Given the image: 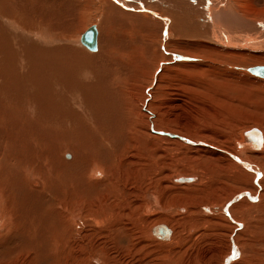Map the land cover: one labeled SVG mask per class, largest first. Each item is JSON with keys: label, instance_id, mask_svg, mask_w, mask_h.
Here are the masks:
<instances>
[{"label": "bare ground", "instance_id": "1", "mask_svg": "<svg viewBox=\"0 0 264 264\" xmlns=\"http://www.w3.org/2000/svg\"><path fill=\"white\" fill-rule=\"evenodd\" d=\"M77 13L87 15L80 20ZM92 23L98 30L96 49L83 44L75 29L80 28V32ZM231 29L247 33L246 41L242 37L237 40ZM163 35L169 41L163 43ZM151 37H159L151 66L172 59L165 55L167 49L173 55L182 53L185 59L197 60L176 63L178 67L168 65L161 75L165 78L190 75V69L230 72L222 65L229 62L232 68L239 66L233 60L236 56L264 60V0H0V249L5 251L0 252V264L20 262L18 257H6L16 251L27 254L32 264H84L79 257L78 263L72 260L85 254L88 237L82 235L86 226L90 227L91 237L99 231L95 250L110 256H120L124 249L132 257L142 253L146 257L141 264H264V153L247 151L264 150V129L257 124L260 120L253 126L262 131L252 130L247 141L244 132L253 126H243L237 138H232L231 132L219 130L222 135L215 129L202 130L197 124L189 128L182 120L175 122L176 118L165 124L175 127L176 133L157 129L160 115L153 111L150 86L140 90L139 74L129 77L121 73L117 81L120 79L125 86L127 108L134 125L142 129V134L135 137L147 142L155 138V132L160 141L180 138L187 145V152L184 149L181 155L177 153L180 158L176 160L190 164L171 173L168 183L174 188L166 190L168 193L155 189L148 192L145 187L153 180L151 150L142 153L138 149L141 146L132 151L125 145L111 158L109 154L110 161L105 162V158L94 157L95 150L93 157L86 146L85 151L79 150V140H71L72 145L69 135L58 139L54 134L65 122H77L75 113L65 111L62 105L70 100L64 101L65 94L71 97L82 91L78 79L91 73V63L101 55L127 61L130 50L138 45L135 41L142 40L145 46L152 43ZM142 53L148 56L146 51ZM56 54L66 55L69 61L63 78L53 72L55 66L57 71L61 69ZM138 68L135 73L143 71ZM156 70L151 72L152 79L160 76ZM49 74L53 84L38 82L37 77ZM161 80L156 81L155 88ZM140 93H144L142 99L138 98ZM163 97L166 101L168 96ZM226 98L230 101L220 100V104L227 101L230 106L236 100ZM209 142L216 146L225 143L224 150L209 149ZM182 143L178 147L185 148ZM161 150L166 151V147H158ZM77 162L84 164L77 170L71 168ZM175 205H180L178 212H169ZM202 222L210 224L218 235L226 233L219 239L216 236L215 241L213 237V245L206 249L200 238ZM13 238L17 240L14 246L9 241ZM125 238L128 244L122 246ZM256 243L261 248H255ZM62 246L66 251L60 249Z\"/></svg>", "mask_w": 264, "mask_h": 264}, {"label": "rangeland", "instance_id": "2", "mask_svg": "<svg viewBox=\"0 0 264 264\" xmlns=\"http://www.w3.org/2000/svg\"><path fill=\"white\" fill-rule=\"evenodd\" d=\"M87 11H89V10L87 9ZM85 14L87 15V13H83L80 16V13H79V15L77 13V15L79 16L78 19L80 18V20H81L82 16H84ZM90 27H95V30L97 32V42H98V30L96 28V24H93V23L89 24L85 28H83L80 32H79L80 28L78 29V27H77L75 29H77V33L82 36V34L85 33L86 30H88ZM211 29H212V27H211ZM231 31L233 32V34L237 40H240L239 37H242V41L243 40L246 41L245 35L247 33H244V32L238 33L232 29H231ZM137 37H138L137 39L140 38L139 35ZM210 38H212V37H210ZM158 39H159V37H155L153 39L151 37L152 43L147 44L145 46H144L142 40H140V41L136 40L135 42H137L138 45H136L134 47V49L130 50V51H132L131 56L129 57L130 60L127 58V61H126V58H121V57L115 56V55L110 56L109 58H106L104 56L102 57V55L100 56L101 58L97 57L98 60L96 59V61H93L91 63L90 67L92 69L89 70V71H91V73H89V74L87 73V76H90V75L91 76L85 77V75H83V77L78 79V84L81 87L82 91H79L78 93H76L75 94L76 96L70 95L71 97L75 98V99H73L74 101L72 100L71 97H68L69 95L65 94L66 98H64V101H66L67 98H69L71 101L70 100L68 101V99H67L68 102L66 104L64 103V105H62L65 107V108L63 107V109L65 111L68 110L72 115H74V113H75V116L78 118L77 122L72 123V124L65 122L64 125L59 126V128L57 127L58 130H56V131L54 129H52V130H54V132H55L54 134L58 135L57 136L58 139H61V137L66 138L69 135V137H67V138H70V140H68V142L69 143L71 142L70 144H72V145H73V142L71 140H76V141L79 140V141H77L79 145L76 144V145H78V147L80 146V143H82L81 146L82 147L86 146V149L88 150L87 152L91 155V157H93L94 152H96L94 154V157L99 156L98 158H100L101 160H102V158L103 159L105 158L104 160H102L105 162L110 161V158L112 157V155L114 153H116L117 151H119V150L122 151V149L125 145L129 146L128 148H131L132 151H133V149L138 148L139 146H141L138 148L139 150L141 149L140 152H142V150H143V152H147V151L151 150L150 152H152V155H154V156H152V158H154V162H151V164H153L152 165L153 171L151 174V178L153 177V180L150 178V181L152 180L151 181L152 185L150 184V186H149V184L145 183L146 184L145 187H146L148 192H151L152 190L155 189V190H158L157 192H159V191L161 192V190L162 191L164 190L163 191L164 193L165 192L168 193L170 190L173 191V188H174L170 183H168V179H170V177H171L170 175H172L171 173L175 172V170L177 171L183 165L185 166V165L190 164V163H188V161L185 162L186 160H180L179 162L176 160L177 158H180L178 156V154L181 155V153L187 152V147H186L187 145H184L182 142H185V141L183 139H180V138L179 139L182 142L179 139L177 140L175 138L173 140H167L166 139L164 141H160L161 139L156 138L155 132L152 133V135H154L155 138L152 137L151 138L152 140L149 139V141L147 140V142L143 141V139H140L139 137H135L137 135L139 136V134L140 135L142 134V129H141V127L134 125L135 119L131 115L129 108H127V100L125 98L126 97V92H125L126 89L124 88L125 86H123L124 84L119 83L120 79L117 81L118 76L119 75L121 76L123 73H124L123 74L124 76L127 74V76H129V77L135 76V75L138 76V74H139L140 77H138V79H139L138 82L140 81V84H139L140 90L144 86H150V89H149V91L151 92V94H150L151 99L150 100L152 101L153 111L157 112L160 115L159 116V122L160 123L157 124V129L167 130L171 133H176L175 127H173V126L170 127L168 125H165L168 123H173L174 118H176L175 122H178V124H179L180 120H182L183 123L185 122L187 124V126L189 124V128L190 127L195 128V126L197 124V125H201L202 130L206 129V128L207 129L211 128L213 131L215 129L216 133H221V134L223 131H224L223 133H226V132L230 133L231 132V134L233 133L231 135L232 138H237L239 135L240 136L242 135L243 126H246V127L247 126H253V125H255V123L258 120H260V121L264 120V78L253 75L252 73H250L246 69V68L253 67L256 65H264V60H261V59L260 60L259 59H254V60L253 59H239L236 56L234 59L233 58L232 59L234 61H236L235 64H239V66L235 65L232 68L231 65L230 66L228 65L229 62L222 65L223 69L229 68L230 72H227V71H213L212 72V71H204L202 69H190V70H188L190 75L186 74L184 76L183 73H180L178 75H173L174 78L172 75L165 78L161 75H162L164 69L169 67L168 65H171L172 67H178V65L182 64L183 61H197V60L193 57H189V58L185 59L184 57H181L182 55H184L182 53H180L181 55H179L177 53L178 56L175 53L173 55L167 49V52L164 50L165 55L168 57H171L172 59L164 60L166 62L163 61L160 64H157L155 66H151L153 64V61H154L153 57L156 56L154 51L158 48L156 45V41ZM167 40L168 39L165 38V36L163 35V43L167 42ZM83 44H84V42H83ZM232 48L239 49V48L234 47V46ZM60 49H63V48H60ZM143 51H146L148 53V56L145 57L144 53H142ZM251 51L256 52V49H251ZM58 53H59V51H58ZM56 56L58 59L61 60L60 66L58 67L61 69L60 70L58 69V71H57V66H55L56 68H55V70L53 69L54 70L53 72L55 74H57V76H59V77L61 76V78H63L65 76V72L67 71V68L69 66V61L67 60L66 55L61 56L60 54H56ZM143 56L145 57L146 61H145V59H143L144 58ZM116 57H118V58L115 59ZM111 58H112V60H111ZM120 58L122 59L123 65L121 64ZM180 58H182V59H180ZM108 61H110V63ZM118 61L120 63H118ZM113 62H115V63H113ZM119 64H120V66H119ZM144 65L146 68L144 67ZM99 66H102L104 68H102V67L99 68ZM138 66L140 67V70L143 69L142 67H144V69L141 73L139 71H138V73H135V71L137 69H139ZM65 67H67V68H65ZM123 68H125V69H123ZM153 69H157L156 70L157 74H160V76L158 78L154 77L152 79V73L151 72ZM181 69H184V68L181 67ZM105 72H106V74H105ZM168 74H171V72H168ZM49 75H46V76L48 77ZM186 76H187V78H185ZM47 77H45V78H43V77L38 78L37 77L38 82L40 83V80H41L42 82H45L48 84V81H49L50 84H53L54 78L50 79L51 75L48 78ZM168 78H170V79H168ZM42 79H44V81ZM84 79H88L90 82L87 80L85 81ZM143 79H145V80H143ZM159 79H162L161 81H159L160 86L157 85V87L155 88L154 86L156 84V81H158ZM179 79L182 81H180ZM201 79H202V81H200ZM186 80H187V82H186ZM191 81H193L195 83H193ZM84 85L87 86L86 87V89L88 88L87 90L84 88L85 87ZM172 85H173V87H172ZM164 90L167 92L164 93ZM48 92H49V89H47L46 93H48ZM83 92H85V94ZM174 92H175V94H174ZM143 94L140 93L138 98L142 99L144 96ZM160 96H162L161 97L162 99L160 98ZM163 96H166V97L168 96L166 101L164 100L165 97H163ZM216 96H218L219 98ZM230 96L233 98L232 100H234L235 98L237 100V101L234 100L235 102L231 101V103H233V105L228 106L227 101H224L223 103L221 102V104H220V100H226L227 99L226 97H230ZM121 97H122V100H121ZM156 99H157V102H155ZM124 100H126V101H124ZM174 100H176V101H174ZM215 100L219 104H216ZM227 100L230 101V99H227ZM69 103L72 105H70ZM118 104H120V105H118ZM121 104H122V106H121ZM159 104L161 107L159 106ZM112 105L114 107H112ZM116 105H117V107H116ZM118 106H119V108H118ZM205 106L207 107V109ZM121 107H122V109H120ZM123 107H125L126 109ZM70 108H72V109H70ZM89 108L92 109L93 112L89 111L90 110ZM208 108H209V110H208ZM169 112L171 114L176 115V116H174V115H172L173 117L171 115H170L171 117L167 116V114ZM92 113L94 114V117L92 116L93 119H91ZM163 113H164V115H163ZM110 114H112V115H110ZM113 114H116V115H114V117H113ZM206 114H208V115H206ZM99 117H101V118H99ZM97 118H99L100 120H98ZM168 118H170V119H168ZM177 118H178V120H177ZM161 119H163V120L161 121ZM108 120L110 121V123H113L114 125L110 124ZM164 120H165V122H163ZM168 120H170V121H168ZM196 120H198V121H196ZM99 122H100V124L98 125ZM259 122L257 124L260 125L264 129V123L261 124ZM101 123H103V124H101ZM129 123H131V124H129ZM66 125L68 126V128ZM102 125L105 126V128ZM111 125H113V128H115V129H113ZM206 126H208V127H206ZM60 127L61 128L63 127L64 130H63V128L61 129ZM92 128H94V129H92ZM95 128H97V129H95ZM98 128L100 129L101 133H100ZM256 128H258L260 131H262L259 127H256V126H253L251 129H247L246 131L244 130L245 131L244 135L246 137V141L248 139H251V138H249V137H251V135L249 133L252 134V130H254ZM65 129H67V130H65ZM69 130H71V131H69ZM88 130H91V131L88 132ZM117 130H118V132H116ZM219 130L222 132H220ZM74 131H75V133H74ZM78 131H80V132H78ZM92 131H93V134H92ZM213 131L210 130L209 134H212ZM77 132H78V134H76ZM97 132L100 134V135L98 134L99 137L97 135ZM102 132L105 135H103ZM94 133H96V134H94ZM66 134H67V136H66ZM144 134H146L145 131H144ZM179 134L182 135L181 132ZM59 135H60V137H59ZM79 136H81L82 138ZM100 136H102V137H100ZM106 136H108V138ZM234 136H236V137H234ZM76 137H78V139ZM86 138H88V139H86ZM132 139L134 142L132 141ZM146 139H148V138H146ZM107 141L109 143H107ZM136 142H137V145H135ZM180 143H182V145L185 148L178 147V146H180ZM209 143H210L209 145H211V146H209V149H216L218 147L219 150L220 149L224 150L223 145H225V143L222 145L219 144L217 146L215 145V143H213V144L211 142H209ZM88 144L90 146H87ZM170 144H172V145H170ZM81 146L78 149L82 150V152L85 151L86 150L85 147L82 148ZM147 146H148V148H147ZM244 146H246L245 143H244ZM158 147H163V148L166 147V151L164 150L165 153L162 151L163 149L161 150L162 152L158 151ZM168 148H170V149H168ZM89 149L91 150V152ZM138 149L136 150V152L140 153ZM184 149H186V150H184ZM128 150L129 149H127L126 151L128 152ZM167 150L170 152V154H168ZM183 150H184V152H182ZM176 151H179V152H176ZM247 151H249V153H251V154L264 153V150L258 151V153L250 151V150H247ZM224 152H227V151H224ZM96 154H97V156H95ZM108 155L110 158L108 157ZM240 155H242V154H240ZM244 155H246V153ZM155 156H158V157L155 158ZM245 158L247 159V157L245 156L241 160L246 161ZM235 162L238 164V162L236 160H235ZM170 163H173V164H170ZM177 163H178V165H177ZM83 164H81V162H77L71 168L77 170ZM191 164H193V163H191ZM194 166L196 167V165H194ZM154 167H156V168H154ZM247 170L253 171L251 169H247ZM69 171H72V169H70ZM168 189H170V190H168ZM248 191H250V190H248ZM176 206L177 205L173 206L174 210L170 209L169 212H178V207L180 205H178L177 207ZM202 223H201L200 227H203V228L199 227V230L201 232V233L200 232L199 233H200V236L202 235V237H200V238H202L201 240L203 241V248H205V249L209 248L210 246L213 245L212 243H214V241L217 239L216 236L226 234V233L222 232L221 234L218 235L217 232H213L214 231L213 227L211 228L210 224L208 226V223H204V222H202ZM220 227H221V225H220ZM89 228H90L89 226H86L83 228L85 230V235H82V236H84L85 238L88 237L87 242H86V248L83 250L85 252V254L82 256H73L72 262L78 263V260L76 257H79L80 259H82L84 261V264H113V263L114 264H119V263L124 264V262L125 263L127 262V264H141V260L143 259V257H146L142 253L141 254H135V256L132 257V255L130 254V251H128L127 249H124L123 253L120 256L116 253H115V255L110 256L109 254L101 253L99 250H95L94 248L96 246L94 245V240L98 236L99 231L98 230L94 231V235L91 237ZM208 233L210 236H208ZM207 236L210 238V240H209V238H208V240H206ZM20 237L26 239L22 235H20ZM211 237H212V239H211ZM213 237H215V239ZM219 238H222V237L220 236V237H218V239ZM74 239H75V237H74ZM213 239H214V241L212 242ZM9 241L12 244V246H14L17 243L16 238H13ZM206 242H208V243H206ZM127 244H128L127 238L122 240V242H121L122 246H126ZM209 244H211V245H209ZM5 246L7 248V245H5ZM255 248H261L260 244L256 243ZM60 249H63V251H66L64 246H62ZM78 251L80 252L81 250H78ZM87 251H88V254H87ZM0 252L4 253L5 251H2L0 249ZM152 255L154 258L153 253H152ZM6 257L7 258H9V257L20 258V260H21L20 262H18V263L12 262V264H32V262H30V260L28 259L29 256L27 254L21 253L19 251L14 252L10 256L6 255ZM136 257H137V260H136ZM153 258H151V259H153ZM44 264H46V263H44Z\"/></svg>", "mask_w": 264, "mask_h": 264}, {"label": "water", "instance_id": "3", "mask_svg": "<svg viewBox=\"0 0 264 264\" xmlns=\"http://www.w3.org/2000/svg\"><path fill=\"white\" fill-rule=\"evenodd\" d=\"M82 41L90 48H97V32L95 27H90L82 34ZM251 73L264 77V65H256L248 69Z\"/></svg>", "mask_w": 264, "mask_h": 264}]
</instances>
